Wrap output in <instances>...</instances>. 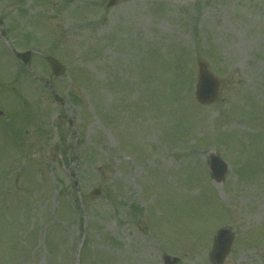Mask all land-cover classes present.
<instances>
[{
    "label": "rangeland",
    "instance_id": "374dc122",
    "mask_svg": "<svg viewBox=\"0 0 264 264\" xmlns=\"http://www.w3.org/2000/svg\"><path fill=\"white\" fill-rule=\"evenodd\" d=\"M108 1L0 0L49 84L0 51V264H211L221 227L223 264H264V0Z\"/></svg>",
    "mask_w": 264,
    "mask_h": 264
},
{
    "label": "water",
    "instance_id": "95a60500",
    "mask_svg": "<svg viewBox=\"0 0 264 264\" xmlns=\"http://www.w3.org/2000/svg\"><path fill=\"white\" fill-rule=\"evenodd\" d=\"M28 56V55H27ZM27 62L28 58L25 59ZM50 66L56 75H61L65 69L54 58H48ZM219 89V80L215 78L208 70L205 63H200L199 82L196 91L197 98L202 103H212L217 99ZM211 170L213 178L218 182H222L227 172L226 163L219 157L215 156L211 163ZM95 193H99L98 190ZM232 243V233L228 229L220 230L215 239V245L212 252V259L215 264H222L226 258ZM165 261L167 264H176L177 259H170L166 256Z\"/></svg>",
    "mask_w": 264,
    "mask_h": 264
}]
</instances>
